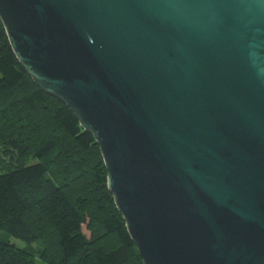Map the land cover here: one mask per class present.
I'll return each mask as SVG.
<instances>
[{
  "label": "water",
  "instance_id": "1",
  "mask_svg": "<svg viewBox=\"0 0 264 264\" xmlns=\"http://www.w3.org/2000/svg\"><path fill=\"white\" fill-rule=\"evenodd\" d=\"M0 21L93 136L143 264H264V0H0Z\"/></svg>",
  "mask_w": 264,
  "mask_h": 264
},
{
  "label": "trees",
  "instance_id": "2",
  "mask_svg": "<svg viewBox=\"0 0 264 264\" xmlns=\"http://www.w3.org/2000/svg\"><path fill=\"white\" fill-rule=\"evenodd\" d=\"M0 264H143L93 136L34 83L1 21Z\"/></svg>",
  "mask_w": 264,
  "mask_h": 264
},
{
  "label": "rangeland",
  "instance_id": "3",
  "mask_svg": "<svg viewBox=\"0 0 264 264\" xmlns=\"http://www.w3.org/2000/svg\"><path fill=\"white\" fill-rule=\"evenodd\" d=\"M12 240H14V239H12ZM17 242V241H16Z\"/></svg>",
  "mask_w": 264,
  "mask_h": 264
}]
</instances>
